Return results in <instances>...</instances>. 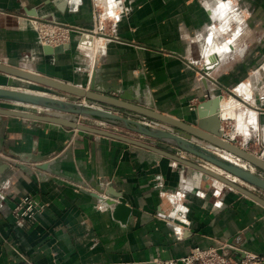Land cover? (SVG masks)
Masks as SVG:
<instances>
[{
	"label": "crops",
	"instance_id": "0c3cea01",
	"mask_svg": "<svg viewBox=\"0 0 264 264\" xmlns=\"http://www.w3.org/2000/svg\"><path fill=\"white\" fill-rule=\"evenodd\" d=\"M101 1L0 0V60L22 66L28 57L27 64L37 65L32 71L84 86L90 64L85 57L96 48L84 44L83 32L73 37V43L79 41L78 52L73 44L74 50L46 55L29 17L52 15L62 24L94 32L90 35L99 41L104 58L96 83L108 91L117 88L109 96L120 103L193 123L194 107L201 102L235 96L256 110L259 123L264 108V0ZM97 3L113 14L103 22L107 28L100 36L95 30ZM232 9L237 28L220 35V18L229 17ZM225 42L227 47L221 48ZM212 43L218 46L211 48ZM199 60L212 68L206 72L196 66ZM248 80L252 100L244 102L235 89ZM231 89L233 96L227 97ZM119 110L120 115L136 114ZM131 135L194 160L171 144ZM250 138L247 134L236 145L246 150ZM0 144V264L24 259L29 264H166L196 247L220 243L237 246L229 251L236 258L246 253L264 258V206L233 188L219 187L217 179L208 188L209 182L201 181L199 172L195 178V170L184 162L109 136L15 117L0 116ZM203 166L221 174L208 162ZM53 172L75 181L106 179L132 207L128 220L116 219L94 189L79 188ZM27 196L43 208L20 220L16 206Z\"/></svg>",
	"mask_w": 264,
	"mask_h": 264
},
{
	"label": "water",
	"instance_id": "95a60500",
	"mask_svg": "<svg viewBox=\"0 0 264 264\" xmlns=\"http://www.w3.org/2000/svg\"><path fill=\"white\" fill-rule=\"evenodd\" d=\"M43 18L54 20L55 17L50 15ZM68 47L69 44L67 43L57 46H42L46 55L62 53ZM96 78L94 70L89 85L84 87L44 75L41 72L25 69L22 66L0 61V101H5L3 104L0 102V116L61 124L148 148L188 164L195 170V178L198 177L197 172H199L201 181L209 182L206 183L208 188L216 186L215 180L218 179L224 183V186L242 192L264 206L263 197L235 182L229 178L228 174L263 190L264 177L249 169L242 168L218 154L222 151L229 152L264 171V158H261L262 156L236 145V140L223 137L224 130H227L222 124V121L226 118H221L219 113L220 98L213 101H203L198 107H194L195 118L193 123H190L148 107L143 108V110L124 105L117 98L109 96L112 91L119 92L117 88H113L112 91L104 90L96 84ZM28 89L45 91L47 94L26 91ZM52 93L64 95L70 99L64 100L58 96H52ZM15 102L32 105L33 108L16 106ZM119 108H127L136 114H133L134 116L130 113L128 116L117 114L115 110ZM208 108H211V112H207ZM66 115H71L72 118ZM77 117H84L97 122H87L88 124H86L78 121ZM98 121L130 130L154 141L171 144L180 150L192 154L194 160H184L176 153L165 150L159 144L147 143L137 138L102 129L98 127L100 125ZM2 149L3 147L0 144V150ZM204 162L220 168L223 173L220 174L216 170L204 167ZM3 163L0 159V173L4 167ZM53 173L55 174L56 172ZM55 175L63 177L61 174ZM63 178L71 183L80 185L78 186L79 188L88 191H92L91 188L94 189L95 197L101 204L111 208L116 219L122 222L128 220L132 213V207L121 192L107 184L106 179L95 183L88 180L75 181L71 178ZM178 221L183 224L180 220ZM230 249L237 250L232 247Z\"/></svg>",
	"mask_w": 264,
	"mask_h": 264
},
{
	"label": "rangeland",
	"instance_id": "374dc122",
	"mask_svg": "<svg viewBox=\"0 0 264 264\" xmlns=\"http://www.w3.org/2000/svg\"><path fill=\"white\" fill-rule=\"evenodd\" d=\"M105 1H107V0H104V2H102V3H105ZM116 1L117 0H113V3L115 2L116 3ZM122 3L123 2H126L127 0H120ZM108 2H109V0H108ZM110 6V5H109ZM111 8L109 9V10H112V6H110ZM0 11H2V10H0ZM107 12H108V10H107V7H106V5H104L103 6V4H102V6L99 4V3H97L96 5H94V16H95V22H96V28H95V30H96V35H98V36H100L101 35V33H103V32H106V25H104V21H106L107 20V17H108V19L110 20V18H109V16L111 17V16H113V14H112V12L111 11H109L108 13V15H107ZM229 17H227L226 19H224L223 18V21H221V23H219V25H218V27L220 26V28H221V30L219 31V33H220V35L222 34L223 35V33H228L229 31H231V30H236V24H235V19L234 18H236V16H235V14H234V10L232 9V10H230L229 12ZM0 14H1V12H0ZM228 15V14H227ZM104 17V18H103ZM33 18H37V19H40V20H42L44 23H47V24H51V26H45L44 27V34L45 35H47L48 36V40H52V39H56L57 41H59L60 43L59 44H57V45H60V44H62V43H64V44H69V47L68 48H66L65 50H64V52L66 51L67 52V50L68 51H70V50H74V48H73V44H75V49H76V45L78 44V42L76 41L75 43H73V37H74V35H80V33H83V32H88V33H94V32H92V31H85V30H88V29H86V28H82V27H80V26H76V25H74V24H70V23H68V24H66L67 26H69V29L71 30L70 32H69V34H68V37H65V33H64V35H62L61 36V32H62V29L63 30H65V31H67V27H66V25L64 24V25H59L58 23H61L60 21H58V20H56V18H54V20H47V19H44L43 17H29V22H30V25H31V27L33 28V30L36 32V35H37V39H38V42L40 43V45L41 46H43V45H49V44H51V43H48V42H46V41H43V32L40 30V29H36V27H35V25H34V22L32 21V19ZM227 19H229V20H231V22L230 21H224V20H227ZM113 20V21H112ZM111 20V23L113 24V26H114V19H112ZM225 22H227V23H225ZM229 24H234L233 26H231V25H229ZM57 25L60 27H57ZM104 25V26H103ZM51 27V28H50ZM62 28V29H61ZM51 31H54V32H56V34L54 35V38L53 37H51V35H49V33H51ZM221 31L223 32V33H221ZM54 43H55V45H56V41H54V42H52V44L51 45H53V46H55L54 45ZM56 45V46H57ZM102 46L100 45V43L98 44V47H96V51L95 52H92V51H90L89 50V56H87V57H85V58H87V59H89V66H88V71L87 72H85L86 73V77H87V79L85 80V85H84V87H87L88 85H89V83H90V81H91V78H92V74H93V72H94V70H95V72H96V77H98L99 76V69H100V66H101V63H102V61H103V59L104 58H102V56H101V48ZM76 51L78 52L79 50L78 49H76ZM93 51H94V49H93ZM32 52V51H31ZM64 52H62V53H64ZM72 53V52H71ZM97 53V54H96ZM205 53V52H204ZM203 53V54H204ZM59 54H61V53H59ZM31 58V57H30ZM28 57L27 58H24L23 60H22V67H24V68H28V69H30V70H34V69H36V67H37V65L36 64H34L35 63V61H34V63L33 62H31V63H33V64H27V62H28ZM32 59V58H31ZM34 59H32V61H33ZM0 61H2V60H0ZM29 61H31V60H29ZM201 61H203V57L201 58ZM207 61V58L205 59V62ZM220 61H222V60H220ZM2 62H4V61H2ZM203 63V62H202ZM202 63L200 62V60H199V62L198 63H195L196 64V66H201L202 67V69H204L206 72H208L211 68H206L205 66H203L202 65ZM262 63H264V60H262ZM42 73V72H41ZM42 74H44V73H42ZM44 75H46V74H44ZM96 81H97V78H96ZM246 82H251L250 80H248V81H246ZM97 84V83H96ZM78 85V84H77ZM233 93H234V89H231V90H228V92H225V94H226V96L227 97H229V95H231V96H233ZM52 95H55V96H58V97H60V98H63V99H65V100H69L70 98H68V97H66V96H64V95H59V94H57V93H52ZM229 98H231V97H229ZM83 100V99H82ZM197 100V99H196ZM85 101V100H84ZM0 102H2V101H0ZM5 101H3L2 102V104L4 103ZM83 102V101H82ZM249 106H250V104H248ZM250 107H252V106H250ZM249 107V108H250ZM248 108V107H247ZM115 112L118 114V112H120V110L118 109V110H115ZM122 113H123V111H122ZM125 114V116H128V112H124ZM67 117H70V118H72L71 117V115H66ZM263 117H264V108L261 110V112L259 113V123H258V114H257V121L256 122H243V123H248L247 125H245L244 127H243V125L241 124L240 125V123H242V122H240L236 117H232V118H228L227 119V117H225L226 119L225 120H223V121H225L226 122V134L227 135H229L230 137L232 136L233 138H230V140H236V142H235V144H238V145H242L241 143H243V141L245 140V135H249V144H248V146H247V149L246 150H248V151H250V152H252V153H254V154H256V155H259V156H262V155H264V138H263V136H264V120H263ZM77 120L78 121H80V122H82V123H86V124H88L87 122H97V121H94V120H91V119H87V118H84V117H77ZM222 121V122H223ZM99 122V121H98ZM100 123V122H99ZM253 125H252V124ZM259 124V125H258ZM93 125V124H92ZM94 126H97V125H94ZM257 126V127H256ZM98 127H101L102 129H106V130H109V131H112V132H115V133H119V134H123V135H125V136H130V137H133V138H135L134 137V135H131V134H136V133H134V132H132V131H130V130H127V129H124V128H121V127H118V126H115V125H111V124H105V125H103V124H101L100 123V125H98ZM117 127V129H115ZM244 128V129H243ZM250 128H252V129H256V132H254V133H252V132H250L252 129H250ZM234 133V134H233ZM249 133H251V134H249ZM235 136V137H234ZM151 139V138H150ZM155 144V143H154ZM155 145H158V143L157 144H155ZM222 152H224V151H222ZM221 152V153H222ZM263 158V157H262ZM241 160V159H240ZM241 161H243V162H246V161H244V160H241ZM246 167V166H245ZM254 169V168H253ZM257 169V174H259V172L260 171H262V170H260V169H258V168H256ZM221 171V174L223 173V170H220ZM254 171V170H253ZM264 172V171H263ZM235 178H237V177H235ZM238 179V178H237ZM223 183V182H222ZM220 184V185H218L219 187H222L223 185H224V183L223 184ZM217 184H219L218 182H217ZM258 189H261V188H259L258 187ZM263 190V189H262ZM253 192H256V193H259V192H257V191H253Z\"/></svg>",
	"mask_w": 264,
	"mask_h": 264
},
{
	"label": "built area",
	"instance_id": "2783aa9c",
	"mask_svg": "<svg viewBox=\"0 0 264 264\" xmlns=\"http://www.w3.org/2000/svg\"><path fill=\"white\" fill-rule=\"evenodd\" d=\"M32 21L34 22L36 29H40L42 32L45 30L44 27L46 25L51 26V24L44 23L42 20L37 19V18H33ZM58 24L62 25L60 23H58ZM57 27H59V26L57 25ZM66 27L68 28L67 31H65L61 28L62 29L61 36L64 35V33H65V37H68V34L71 30L69 29V26L66 25ZM43 34H44V32H43ZM55 34H56V32H54V31H51V33H49V35H51V37H53V38H54ZM43 41H46V42L51 43V44H52V42L56 41L57 42L56 45L60 43L56 39L48 40V36L45 34L43 35ZM51 44H49V45H51ZM62 44H64V43H62ZM54 45H55V43H54ZM100 123L103 125L106 124L103 122H100ZM115 129H117V127ZM246 168L251 170V171L254 170L255 173L257 172L256 167H254L253 165H251L248 162H246ZM259 174L262 177H264V174L262 171H260ZM228 176H229V178H231L235 182H238L239 184L248 188L249 190L257 191L259 193L264 194V190L258 189V187H256L255 185L250 184L246 181H243L239 178L237 179L232 175L228 174ZM42 208H43V205H41L36 200H33L31 197L27 196V197H24L17 204L15 215L20 220L32 218L34 216V214L37 211L41 210ZM229 247L237 249V246L232 245V244H227V243H220L216 246H210V247H204V248L203 247H196L192 250L191 254L184 256V257L177 259V260L167 261L166 264H177L178 262H183L185 264H259L260 262L264 261L263 257L256 255V254H251V253H246V255L242 258H236L235 256H233L229 252V251H234L233 249H230ZM15 264H29V262L26 259H24L23 261L17 262Z\"/></svg>",
	"mask_w": 264,
	"mask_h": 264
},
{
	"label": "bare ground",
	"instance_id": "6f19581e",
	"mask_svg": "<svg viewBox=\"0 0 264 264\" xmlns=\"http://www.w3.org/2000/svg\"><path fill=\"white\" fill-rule=\"evenodd\" d=\"M223 15L221 16L220 19H223V18L226 19L227 18V16H223ZM84 33H85L84 37H83L84 44H86L87 46H93V48L98 47L99 41L95 40L94 37L92 35H90L92 33H88V32H84ZM221 33H223V32H221ZM219 45L221 46V48H224L225 46L227 47V43L226 42L224 44L220 43ZM214 46L216 47V46H218V44L215 43V45H214V43H212L210 45L211 48H214ZM222 52H223V49H220L219 55H221ZM205 67L208 68L207 66H205ZM15 88H17V87H15ZM251 89H252V87H251L250 83L243 82L242 84H240L239 86L236 87L235 91H236V94L240 95L242 97L243 101L246 102L248 100H250V101L252 100ZM26 91L36 92V93H40V94H47L45 91H39V90H33V89H28ZM15 104H17L16 106H20V107H23V108H33L32 105H28V104H22V103H18V102H15ZM220 106L222 107V110H221V116L222 117H227V118L236 117L240 122H242V123H240V125L242 124L243 127L245 125H247L249 122H256L257 121L256 120L257 119L256 118L257 117V113L255 112L256 110L253 111L252 109H249V108L245 107V104L243 102L239 101L238 98H236L235 96L231 97L230 99H222L221 98L220 99ZM96 107H98V106H96ZM243 122H248V123L245 124ZM250 129H252V128H250ZM223 137L225 139H230L225 132H224V136ZM218 154L220 156H222L224 159H226V160H228V161H230V162H232V163H234V164H236V165H238V166H240L242 168H246L245 167L246 163L241 161L239 158L234 157L233 154L231 155V153L226 152V151H224L222 153H218ZM221 183H219V185Z\"/></svg>",
	"mask_w": 264,
	"mask_h": 264
}]
</instances>
